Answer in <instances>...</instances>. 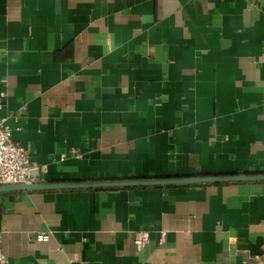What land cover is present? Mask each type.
<instances>
[{"label":"crops","instance_id":"1","mask_svg":"<svg viewBox=\"0 0 264 264\" xmlns=\"http://www.w3.org/2000/svg\"><path fill=\"white\" fill-rule=\"evenodd\" d=\"M0 116L39 185L264 174V0H0ZM0 242L8 264H264V181L4 190Z\"/></svg>","mask_w":264,"mask_h":264},{"label":"built area","instance_id":"2","mask_svg":"<svg viewBox=\"0 0 264 264\" xmlns=\"http://www.w3.org/2000/svg\"><path fill=\"white\" fill-rule=\"evenodd\" d=\"M61 156V160L65 159ZM29 150L17 144L13 139V131L8 119L0 116V186L36 185L41 178L33 175ZM37 242H48L50 233L41 232L36 235ZM149 242V234L140 232L135 240L139 251L143 250ZM0 264H8L0 242Z\"/></svg>","mask_w":264,"mask_h":264},{"label":"water","instance_id":"3","mask_svg":"<svg viewBox=\"0 0 264 264\" xmlns=\"http://www.w3.org/2000/svg\"><path fill=\"white\" fill-rule=\"evenodd\" d=\"M231 181H264V174L241 175V176H217L200 178H178V179H160V180H133L123 182H96L92 184H47V185H16L0 187V191H33L50 189H71V188H118V187H153V186H175V185H196L204 183H222Z\"/></svg>","mask_w":264,"mask_h":264}]
</instances>
